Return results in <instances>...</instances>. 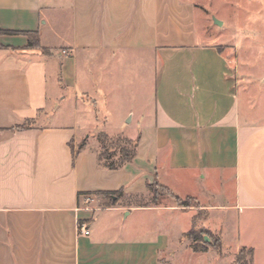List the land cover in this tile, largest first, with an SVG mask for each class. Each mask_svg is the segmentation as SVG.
Instances as JSON below:
<instances>
[{
	"label": "crops",
	"instance_id": "obj_1",
	"mask_svg": "<svg viewBox=\"0 0 264 264\" xmlns=\"http://www.w3.org/2000/svg\"><path fill=\"white\" fill-rule=\"evenodd\" d=\"M197 9L184 0H0V264L224 258L193 250L185 235L195 208L169 196L152 203L153 183L194 199L198 229L264 264V124L241 118L228 59L197 37ZM85 99L118 109V132L107 121L96 131L92 112L91 126L79 118ZM102 133L137 140L133 160L106 167ZM113 192L122 194L103 195Z\"/></svg>",
	"mask_w": 264,
	"mask_h": 264
},
{
	"label": "rangeland",
	"instance_id": "obj_2",
	"mask_svg": "<svg viewBox=\"0 0 264 264\" xmlns=\"http://www.w3.org/2000/svg\"><path fill=\"white\" fill-rule=\"evenodd\" d=\"M184 1L192 2L198 8L199 12L197 11L196 13L197 37L201 40L204 39L206 43L217 46L223 56L228 59L237 87L241 118L253 126L263 125L264 0ZM217 21L222 23V25H218ZM85 103L88 104L86 111L88 113L83 115L81 109H78L76 112L79 118L91 126L93 116L89 115V112H92L94 116L96 114L99 120L98 126L95 127L96 131L102 130L104 122L107 121L108 130L110 132H118L121 120V114L118 109L115 107L104 109L100 104L94 107L90 99H85ZM71 111L74 113L75 109L71 108ZM121 137L125 138L124 136ZM105 151L103 153H107L106 155H109L112 161L119 160L120 149L118 147H108ZM171 189L170 187L169 190ZM163 196L167 197L168 195L166 193ZM190 200L189 207L195 208V216L199 218L195 228L198 234L201 231L198 226L200 221L204 219V213L199 209L200 206L194 199ZM221 215V213H214L213 218H221ZM205 238L208 239V242L205 241ZM204 241L209 243V237L205 236ZM229 242L230 240L227 237V246L222 250V254L225 257L212 262V264L235 263L239 252L237 254L229 252ZM194 244L195 242H193Z\"/></svg>",
	"mask_w": 264,
	"mask_h": 264
},
{
	"label": "trees",
	"instance_id": "obj_3",
	"mask_svg": "<svg viewBox=\"0 0 264 264\" xmlns=\"http://www.w3.org/2000/svg\"><path fill=\"white\" fill-rule=\"evenodd\" d=\"M29 36V47H38L39 39L37 33H27ZM27 126L19 127L18 129H24ZM98 139L101 142V154L100 158L104 161L105 166L111 170H116L120 168L127 162L133 160L136 154V149L138 146V141H132L129 139H125L121 136H117L114 138H110L106 134H99ZM108 147H118L120 149V158L118 161H112L109 155H106V148ZM114 149V148H113ZM155 186V187H154ZM149 191L152 193V203H156L160 196H163L167 193L169 197H171L179 206L181 207H189L190 199L182 200L179 197L175 196L168 188L160 185L159 183H154L149 185ZM122 192H113V193H103L104 196H115L121 195ZM198 216L193 218L192 228L186 233L185 238L195 242L193 245V250L195 252H206L209 249L216 251L218 253H222L223 245L220 237L218 235H214L212 232L201 229V231L197 234L195 231ZM207 236L210 239L209 243H205L204 237ZM214 242H213V241ZM205 243V244H204ZM253 250L243 248L236 256V261L234 264H253L252 262Z\"/></svg>",
	"mask_w": 264,
	"mask_h": 264
},
{
	"label": "built area",
	"instance_id": "obj_4",
	"mask_svg": "<svg viewBox=\"0 0 264 264\" xmlns=\"http://www.w3.org/2000/svg\"><path fill=\"white\" fill-rule=\"evenodd\" d=\"M63 54H67V51H63ZM85 201L87 204H90L93 201V197L92 196H86L85 197ZM77 230L79 232V234L81 235H85L88 236L90 234L89 229L86 227L85 224H78L77 226Z\"/></svg>",
	"mask_w": 264,
	"mask_h": 264
},
{
	"label": "water",
	"instance_id": "obj_5",
	"mask_svg": "<svg viewBox=\"0 0 264 264\" xmlns=\"http://www.w3.org/2000/svg\"><path fill=\"white\" fill-rule=\"evenodd\" d=\"M216 23H217L218 25H220V26L222 25V23H220V22H218V21H217Z\"/></svg>",
	"mask_w": 264,
	"mask_h": 264
}]
</instances>
